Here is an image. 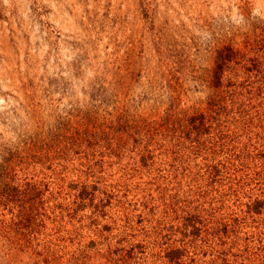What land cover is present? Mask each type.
Wrapping results in <instances>:
<instances>
[{
    "label": "rangeland",
    "instance_id": "obj_1",
    "mask_svg": "<svg viewBox=\"0 0 264 264\" xmlns=\"http://www.w3.org/2000/svg\"><path fill=\"white\" fill-rule=\"evenodd\" d=\"M0 264H264V0H0Z\"/></svg>",
    "mask_w": 264,
    "mask_h": 264
}]
</instances>
